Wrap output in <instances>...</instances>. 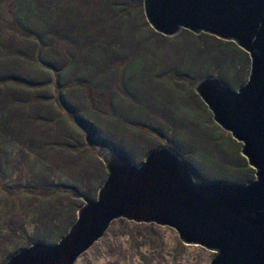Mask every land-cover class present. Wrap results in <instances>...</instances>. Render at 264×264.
Here are the masks:
<instances>
[{
    "label": "rangeland",
    "instance_id": "374dc122",
    "mask_svg": "<svg viewBox=\"0 0 264 264\" xmlns=\"http://www.w3.org/2000/svg\"><path fill=\"white\" fill-rule=\"evenodd\" d=\"M6 1L0 0V40L18 43L22 25L49 35L22 39L35 46L27 60L0 45L2 67L20 58L17 69L0 70V123H9L14 111L22 118L18 134L25 135L7 138L0 127V264L53 221L66 229L84 199L97 197L107 177L102 145L136 165L169 147L203 184H242L255 172L242 143L214 122L195 91L207 76L235 90L247 80L250 57L234 42L188 30L160 35L146 21L144 0ZM40 91L47 101L32 98ZM69 91L90 115L79 116L84 112L64 95ZM214 255L183 243L170 227L123 219L76 264H210Z\"/></svg>",
    "mask_w": 264,
    "mask_h": 264
},
{
    "label": "water",
    "instance_id": "95a60500",
    "mask_svg": "<svg viewBox=\"0 0 264 264\" xmlns=\"http://www.w3.org/2000/svg\"><path fill=\"white\" fill-rule=\"evenodd\" d=\"M143 10L165 37L207 33L249 55L248 80L237 90L207 76L195 91L214 122L242 143L254 179L203 184L169 147L138 165L109 149L101 156L107 177L96 198L84 199L68 232L56 244L21 249L5 264H76L120 219L170 227L183 243L214 252L210 264H264V0H144Z\"/></svg>",
    "mask_w": 264,
    "mask_h": 264
},
{
    "label": "trees",
    "instance_id": "16d2710c",
    "mask_svg": "<svg viewBox=\"0 0 264 264\" xmlns=\"http://www.w3.org/2000/svg\"><path fill=\"white\" fill-rule=\"evenodd\" d=\"M8 1V0H7ZM6 1V2H7ZM17 2H16V5H17V3L18 2H21L22 0H16ZM26 2V1H25ZM40 14H42V13H40ZM40 17H41V15H40ZM23 28V29H22ZM22 30H25L24 31V33H23V31ZM14 33V32H13ZM15 33H19V34H22L23 36H22V39L24 38V37H28V36H31V35H33V33H34V35H38V37H36V38H38L39 40H41V37L42 38H47V36L49 35V33L46 31L45 33H43L42 32V30H41V34H40V32H38V31H34V32H32V30H31V27H28V26H25V25H22L21 27H18L17 28V30H15ZM46 33H48V35L47 36H45V34ZM14 35V34H13ZM13 35H11L12 36V39H14L15 37L13 36ZM161 35V34H160ZM10 36V37H11ZM16 38H18L19 40H18V43L16 42L14 45H11L10 43H9V41L11 40H9L8 38H6V40L5 41H3L2 39L0 40V45H4V46H7L8 47V49L10 50V51H12L13 52V56L15 57V58H17V57H21L23 60H24V58L27 60V56L29 55V52H30V48L31 47H33V48H35V46H33V45H30L29 47H27L24 43H22V39L20 38V37H16ZM15 38V39H16ZM8 44L11 46V48H9V46H8ZM14 49H16V50H14ZM25 49V50H24ZM33 54V53H32ZM32 54H30V56L32 55ZM15 58L13 59L14 61H15ZM20 59V58H19ZM18 59V60H19ZM18 60L17 61H15V62H13V64H11V61H8L10 64L9 65H11L10 67H13V65L14 64H16L17 62H18ZM53 61V60H52ZM54 63V62H53ZM1 66V65H0ZM10 67H0V70H10L11 68ZM17 67V66H16ZM14 68V70L15 69H17V68H15V67H13ZM17 74H19V72H17ZM249 74H250V72H249ZM248 77H249V75H248ZM203 79V78H202ZM201 79V80H202ZM235 79L236 80H238L239 79V75L238 74H236L235 75ZM200 80V81H201ZM247 80H248V78H247ZM247 80L244 82V83H242L240 86H242L243 84H245L246 82H247ZM239 86V87H240ZM238 87V88H239ZM32 97V96H31ZM30 97V100L32 101V98ZM3 98H5V96L3 97ZM20 99V98H19ZM22 99H23V97H22ZM11 101V100H10ZM28 101H29V99H28ZM27 101V102H28ZM18 102H24V99L23 100H21V101H18ZM17 101H14V102H11L10 104H12V103H18ZM30 102V101H29ZM2 103V102H1ZM5 109H4V107H0V112L1 111H4ZM16 111H17V109H15ZM84 112V111H83ZM86 113L87 114H89L90 115V112H89V110L87 109V108H85V112L83 113L84 114V116L86 115ZM18 114H15L14 115V111H13V113H12V117H11V120H10V122L9 123H3V124H1L0 123V127L3 129V131H5L6 132V134L8 135L7 136V138H10V135L12 134V135H14V136H18L19 138H17V139H20V140H24V134H22V136L20 137L19 136V134H20V132H19V134H18V128H19V125H20V127L22 126V124H21V120H22V118H21V115H19V116H17ZM11 133V134H10ZM85 139H86V137H85ZM20 140H18V143H19V141ZM86 141V140H85ZM52 144V143H51ZM86 144H87V141H86ZM46 146H48V145H46ZM57 147V146H56ZM63 147H65L66 149L68 148V147H66V146H64V145H61L59 148H61L62 150H64L65 152L67 151V150H65V149H63ZM101 147V146H100ZM70 149V148H69ZM102 149H104L105 151H108V148H106V147H104L103 145H102ZM71 150V149H70ZM69 151V150H68ZM67 151V152H68ZM254 177H255V172H253V174H252V176L250 177V178H243V182H240V183H242V184H245V183H247V182H249V181H251V180H253L254 179ZM103 184V183H102ZM102 186V185H101ZM66 189H70L69 187H67ZM69 191V190H68ZM70 193H72V192H70ZM67 207L68 206H65V207H63L62 208V210H67ZM80 208V207H79ZM52 219V218H51ZM76 219H77V217H73V220L69 223V225H68V227L66 228V229H64V230H62L63 228H62V225H60V223H57V222H55V221H53V224L51 225L50 224V229H48L47 231L46 230H44V231H40L41 233H43V234H40V235H38V236H36V237H33V236H30V237H32V238H30V239H24V241H23V243L21 244V249L22 248H26V247H28V246H30L31 244H33V243H35V242H37V241H39V240H42L44 243H46L47 241L49 242H51V244H56L67 232H68V230H69V228H70V226L76 221ZM118 221H120V222H122L123 221V219H120V220H118ZM61 223H63V222H61ZM61 231H63V232H61ZM27 238H28V236H27ZM46 244H49V243H46ZM19 248V249H20ZM12 256V255H11ZM10 256V257H11ZM9 258H5L4 259V263L3 264H5L6 263V261L8 260Z\"/></svg>",
    "mask_w": 264,
    "mask_h": 264
},
{
    "label": "crops",
    "instance_id": "0c3cea01",
    "mask_svg": "<svg viewBox=\"0 0 264 264\" xmlns=\"http://www.w3.org/2000/svg\"><path fill=\"white\" fill-rule=\"evenodd\" d=\"M62 74H64V73L62 72L60 75H62ZM60 75L57 76V79L59 78ZM79 79H81V78H79ZM67 86H68V85L65 84V85H63V86H61V87H62V89H63V88H65V87H67ZM42 92H43V91H42ZM45 93H46V95H47L48 92L45 91ZM64 95H65L66 97H68V98H71V97H72V100H74L73 107H76V109H77V107H78V108L80 109L78 112H83V111L85 112V105L81 106L82 104L79 105V104H77V103H79V102H77V103L75 102V97H76V95H75L72 91H69V92L66 93V94L64 93ZM64 95H63V98H65ZM34 96H35V97H32V98L41 97L44 101H47V100H45L46 98L44 97V96H45L44 93H41V91L39 92V95L35 94ZM47 96H48V95H47ZM63 98H62V99H63ZM76 100H80L79 97H77ZM81 100H82V97H81ZM64 102H65V101H64ZM45 104H46V103H44V105H45ZM68 105H69V104H68ZM71 105H72V103H71ZM44 107H45V106H43V107L40 106L39 109H37V110L44 109ZM51 107H52V106H51ZM68 107H69V106H68ZM70 108L73 109V110H74L73 112L75 113L76 110H75L74 108H72V106H71ZM78 112H77V113H78ZM50 113H52V112H50ZM78 114H79V116L84 115L83 113H78ZM38 116H40V114H39ZM47 116H49V115L47 114ZM40 117H41V116H40ZM40 120H41V119H40Z\"/></svg>",
    "mask_w": 264,
    "mask_h": 264
}]
</instances>
